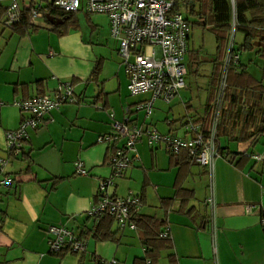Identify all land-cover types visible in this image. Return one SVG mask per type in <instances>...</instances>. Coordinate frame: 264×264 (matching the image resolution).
Wrapping results in <instances>:
<instances>
[{"label":"crops","instance_id":"1","mask_svg":"<svg viewBox=\"0 0 264 264\" xmlns=\"http://www.w3.org/2000/svg\"><path fill=\"white\" fill-rule=\"evenodd\" d=\"M198 5V0H185L183 10L194 16L192 22L186 17L190 24L197 20L191 9ZM79 11L75 26L64 34L53 30L46 17L36 21L37 30L24 34L5 28L0 20V157L5 156V132L17 128L25 116L12 105L13 100L50 93L61 82L72 85L75 98L50 111L37 128L28 129L22 153L8 161L5 169L14 182L0 194V264H91L93 257L132 264L143 257L139 229H120L114 221L116 240L82 236L86 251L81 256L50 252L46 229L62 225L81 236L92 226L86 212L97 200L99 179L110 174V144L97 141L111 132L108 111L122 121L126 107L131 123L172 136H189L183 124L187 118L201 128L207 123L208 106L215 95L216 45L213 51L190 50L189 33L186 75L191 67L196 75L207 73L206 65H210L207 84L185 80V88L171 102L156 99L151 115L145 118L134 106L148 100L151 93L129 94L107 16ZM236 34L238 45L243 35L235 33L234 39ZM246 54L247 65L241 60ZM255 57L261 60L255 51L241 53L240 64L260 80L262 61L257 64L259 73L249 68ZM238 94L240 98L227 103L222 119L218 144L225 155L214 161L213 217L204 202L209 194L205 169L194 161L176 164L162 146L152 148L145 138L136 144L137 158L131 167L108 188L113 196L143 193L138 212L166 219L164 229L172 245L160 252L155 264H264L259 213V208L264 209V154L260 152L264 144L262 136H256L264 127V93ZM249 153H259L262 160H254ZM78 160L86 175L74 173ZM179 180L181 187L192 192L185 203L175 197ZM196 197L199 204L194 202ZM248 204L258 207L247 213Z\"/></svg>","mask_w":264,"mask_h":264},{"label":"built area","instance_id":"2","mask_svg":"<svg viewBox=\"0 0 264 264\" xmlns=\"http://www.w3.org/2000/svg\"><path fill=\"white\" fill-rule=\"evenodd\" d=\"M176 2L179 9L174 10ZM233 5L234 0H230ZM4 7L2 25L12 29L24 12H29L30 20L36 23L45 18L47 5L64 13H76L79 10L87 13H99L107 16L109 34L118 43V56L127 76V90L130 95L150 92L148 100L135 104V111H143L145 118L152 113L153 103L160 99L165 103L171 102L185 88L186 64L184 57L188 51V36L190 22L182 13L185 0H0ZM234 28L232 27L226 52L222 62L215 96L209 106L210 125L204 131L200 125L191 119L185 120L184 127L189 136H172L163 134L151 126H138L131 123L129 109L125 108L122 121L111 119V132L98 137V142L108 141L111 152L108 165L110 176L100 178L96 191L97 200L92 203L86 216L107 214L113 218L116 225L122 229L126 226L135 229L130 221L133 213L140 210L139 194H129L124 197L113 196L108 188L116 177H121L137 158L136 144L142 138L152 147L162 146L169 154H178L185 150L194 162L202 166L208 178L209 194L205 198L206 206L213 215V170L217 157L224 156L217 145V126L221 118L224 90L226 87L227 71L230 64L237 63L238 54L233 52ZM74 91L69 82H61L50 93H40L31 97L15 99L12 105L17 107L25 116L19 126L5 132V156L0 157V192L11 186L13 178L6 172L10 157L22 153L23 143L27 139V131L37 128L44 123L45 116L62 104L73 102ZM2 103L0 102V107ZM264 137V130L256 136ZM120 140L121 143H120ZM254 160H262L259 153L246 154ZM76 175H86L82 161L75 162ZM1 194V193H0ZM258 206L248 204L245 211L250 213ZM260 210V208H259ZM213 217V216H212ZM264 224V216L260 218ZM49 251L81 256L86 251L85 239L73 230L62 225H49L46 229ZM165 229L161 235L166 236ZM92 264H122L117 259H101L95 257Z\"/></svg>","mask_w":264,"mask_h":264},{"label":"trees","instance_id":"3","mask_svg":"<svg viewBox=\"0 0 264 264\" xmlns=\"http://www.w3.org/2000/svg\"><path fill=\"white\" fill-rule=\"evenodd\" d=\"M43 1L48 2V0ZM198 1V8L191 9V12L197 17V20L194 21L193 24H196L203 29L206 28L213 34L216 41L218 61L214 65L215 71L213 73V81L216 84L215 92L232 27L234 28V34L241 33L243 35L241 43H239L236 48L234 45L232 47L233 52L238 54L239 58L237 63L232 62L230 64L227 71L221 118L216 133V142L219 147L218 139L220 136L222 119L227 109V103L232 102L233 99L240 98L238 92L241 91L264 93V85H262V80H264V0H234L233 5L229 2L230 0ZM177 9H179V2H176L174 7L175 11ZM4 10V7L0 5L1 21L4 15ZM46 14L60 17L62 19L61 24H54L52 26V29L57 31L58 34H64L69 28L74 27L76 24L74 19L75 13H64L47 5L45 15ZM38 27L39 26L35 23L31 22L29 12H24L20 21L13 26L11 30L18 34H24L35 31ZM249 51H255L262 61V78L260 80L255 79L240 64V54ZM98 70L99 63L94 67V76L97 74ZM209 106L207 123L206 126H203L202 128L204 131H206L210 125ZM261 119H264V109H261ZM262 130H264V127L260 128L256 134L258 135ZM219 150L222 152L220 147ZM170 157L172 159L174 158L176 164L180 165L194 161L185 150H181L178 154H170ZM180 181L181 180L178 182L176 181L175 197L179 198L181 203H185L192 197V192L181 187ZM143 198V193H140L139 199L141 203H143ZM259 213L260 217L264 216V209L261 208ZM87 218L93 220V224L91 227L87 228V230L82 232L81 236L84 238L90 236L96 241L116 240V231L112 229L113 218L111 216L102 214L95 216L94 218ZM130 221L137 229H139L144 248L143 257L135 258L132 264H155L160 257V252L163 249L170 248L172 245L169 233L166 236L161 235L165 230L164 228L167 227L166 219L136 212L132 214ZM262 233H264V224H262ZM94 258L95 257L91 259V264ZM81 261L83 260L81 259Z\"/></svg>","mask_w":264,"mask_h":264},{"label":"rangeland","instance_id":"4","mask_svg":"<svg viewBox=\"0 0 264 264\" xmlns=\"http://www.w3.org/2000/svg\"><path fill=\"white\" fill-rule=\"evenodd\" d=\"M80 13H83V14H86V15H94L95 13H87L86 11H79ZM182 13L184 14L185 17H188L189 20L192 22L194 20V16L192 17L189 12L185 11V10H182ZM80 15V14H79ZM82 15V14H81ZM80 20H82V16L79 17ZM193 18V19H192ZM7 32V31H6ZM5 32V33H6ZM237 39H238V35L236 34V37L234 39V47L236 48L237 47ZM215 38L213 36V34L211 32H209L208 30L206 29H203L201 28L200 26L196 25V24H190V50H201L202 52H205V51H213L214 48H215ZM247 55H242L241 56V60L243 62H245V64L247 65L248 62L246 60L247 58ZM252 55V54H250ZM253 57V56H252ZM186 64L188 62V57H186ZM121 61V60H120ZM261 63V60H259L258 58H254L253 59V63H251L249 65V68H250V71H252L253 73L257 74L259 73L258 72V69H257V64ZM201 64V63H200ZM122 65V64H121ZM206 67L208 68V71L207 73H204V74H195L194 73V70L195 68L194 67H191L190 68V73H188L186 76H185V80L186 81H197L198 83L202 84L201 86L203 85H206L207 84V81L209 80V72H210V65H206ZM257 69V70H256ZM260 75V74H259ZM134 96V95H132ZM163 104V103H162ZM167 105V104H166ZM126 108V107H124ZM112 112V111H108V116H109V113ZM143 112V111H142ZM143 117H145V114L144 112L142 113ZM130 116V115H129ZM110 118V117H109ZM123 119V117H122ZM121 119V120H122ZM122 140H120V143H121ZM261 145L264 144V137H261ZM259 151L258 149H255V152ZM261 154H264V151H260ZM132 165V164H131ZM109 166V165H108ZM131 167V166H130ZM110 169V167H109ZM110 173H111V169H110ZM110 176V174H109ZM107 176V177H109ZM262 177H264V174H262ZM119 177H116L115 179H117ZM130 194H133L132 192ZM135 194V193H134ZM199 197H196L194 199V202H197L196 204H199Z\"/></svg>","mask_w":264,"mask_h":264},{"label":"water","instance_id":"5","mask_svg":"<svg viewBox=\"0 0 264 264\" xmlns=\"http://www.w3.org/2000/svg\"><path fill=\"white\" fill-rule=\"evenodd\" d=\"M45 17H46L47 21H48L50 24H52V25H54V24H59V23L62 22V19H61V18H59V17H55V16H52V15H49V14H46Z\"/></svg>","mask_w":264,"mask_h":264}]
</instances>
